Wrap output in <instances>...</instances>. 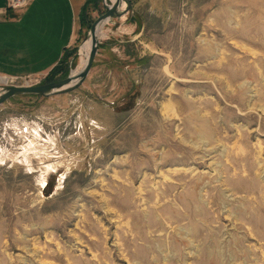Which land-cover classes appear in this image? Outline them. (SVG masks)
<instances>
[{"label": "rangeland", "instance_id": "374dc122", "mask_svg": "<svg viewBox=\"0 0 264 264\" xmlns=\"http://www.w3.org/2000/svg\"><path fill=\"white\" fill-rule=\"evenodd\" d=\"M130 1L0 104V264H264V0Z\"/></svg>", "mask_w": 264, "mask_h": 264}, {"label": "crops", "instance_id": "0c3cea01", "mask_svg": "<svg viewBox=\"0 0 264 264\" xmlns=\"http://www.w3.org/2000/svg\"><path fill=\"white\" fill-rule=\"evenodd\" d=\"M95 2L30 0L24 8L13 10L7 0H0V74L51 72L80 40L82 17L91 14Z\"/></svg>", "mask_w": 264, "mask_h": 264}, {"label": "water", "instance_id": "95a60500", "mask_svg": "<svg viewBox=\"0 0 264 264\" xmlns=\"http://www.w3.org/2000/svg\"><path fill=\"white\" fill-rule=\"evenodd\" d=\"M124 0H115L111 5L107 2V0H103L105 12L100 15L91 25L88 36L91 35L92 49L88 59V62L84 69L78 73L77 75H73L71 73L68 77L44 84H36V85H6L0 90V104L4 103L6 100L20 94H36L43 96H50L56 94H63L71 92L77 89L87 78L91 68L93 66L94 60L98 53L100 39L97 36L98 25L102 23L106 19H111L114 17H122L126 14L132 3L130 0H125L127 2V7L124 10H120L121 3Z\"/></svg>", "mask_w": 264, "mask_h": 264}, {"label": "bare ground", "instance_id": "6f19581e", "mask_svg": "<svg viewBox=\"0 0 264 264\" xmlns=\"http://www.w3.org/2000/svg\"><path fill=\"white\" fill-rule=\"evenodd\" d=\"M115 0H109V4L111 5V3H113ZM108 2V0H107ZM127 2L124 0L121 3L120 6V10H124L127 7ZM126 14H124L122 16V18H126L125 17ZM113 19H106L104 20L102 23H100L98 25V29H97V36L99 39L104 38L107 35V31H106V25L108 23H110ZM123 25V24H122ZM110 29V28H109ZM109 31V30H108ZM92 36L89 35L82 43L81 48H80V63L77 66V68L74 70L73 75H77L78 73H80L84 67L86 66L90 53H91V49H92ZM16 76H11V75H2L0 74V85H6L9 81L15 80Z\"/></svg>", "mask_w": 264, "mask_h": 264}, {"label": "built area", "instance_id": "2783aa9c", "mask_svg": "<svg viewBox=\"0 0 264 264\" xmlns=\"http://www.w3.org/2000/svg\"><path fill=\"white\" fill-rule=\"evenodd\" d=\"M30 0H7V7L13 10L24 8ZM18 79L16 76L15 80L9 81L6 85H16L15 82ZM30 85V84H27Z\"/></svg>", "mask_w": 264, "mask_h": 264}, {"label": "trees", "instance_id": "16d2710c", "mask_svg": "<svg viewBox=\"0 0 264 264\" xmlns=\"http://www.w3.org/2000/svg\"><path fill=\"white\" fill-rule=\"evenodd\" d=\"M86 10H87V7H86ZM59 66L60 64H58L53 70H56Z\"/></svg>", "mask_w": 264, "mask_h": 264}]
</instances>
